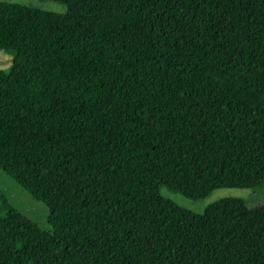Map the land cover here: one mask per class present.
I'll use <instances>...</instances> for the list:
<instances>
[{"label": "trees", "instance_id": "obj_1", "mask_svg": "<svg viewBox=\"0 0 264 264\" xmlns=\"http://www.w3.org/2000/svg\"><path fill=\"white\" fill-rule=\"evenodd\" d=\"M0 1V264H264V0Z\"/></svg>", "mask_w": 264, "mask_h": 264}, {"label": "rangeland", "instance_id": "obj_2", "mask_svg": "<svg viewBox=\"0 0 264 264\" xmlns=\"http://www.w3.org/2000/svg\"><path fill=\"white\" fill-rule=\"evenodd\" d=\"M16 2L25 6L35 7L53 13H63L65 6L53 0H0ZM10 65V55L0 51V68L5 69ZM159 193L173 201L178 206L192 212L201 213L206 205L220 198H240L247 206L253 207L264 203V183L253 188H217L208 196L191 200L177 192H172L165 186H159ZM0 200L24 214L40 228H45L46 207L40 201L33 199L9 176L0 169Z\"/></svg>", "mask_w": 264, "mask_h": 264}]
</instances>
